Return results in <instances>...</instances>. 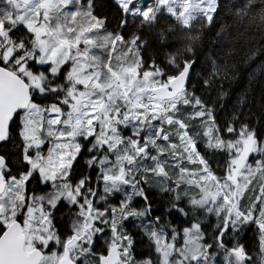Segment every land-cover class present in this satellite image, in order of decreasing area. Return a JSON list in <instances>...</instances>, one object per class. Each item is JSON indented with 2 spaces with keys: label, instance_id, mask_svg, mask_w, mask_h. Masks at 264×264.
<instances>
[{
  "label": "snow or ice",
  "instance_id": "1",
  "mask_svg": "<svg viewBox=\"0 0 264 264\" xmlns=\"http://www.w3.org/2000/svg\"><path fill=\"white\" fill-rule=\"evenodd\" d=\"M101 7L0 0V264H264V0Z\"/></svg>",
  "mask_w": 264,
  "mask_h": 264
},
{
  "label": "trees",
  "instance_id": "2",
  "mask_svg": "<svg viewBox=\"0 0 264 264\" xmlns=\"http://www.w3.org/2000/svg\"><path fill=\"white\" fill-rule=\"evenodd\" d=\"M101 5L100 11L104 15H110L109 0H97ZM234 59L237 63V78L232 83V90L237 94L247 93L250 100H254L259 106L262 94H264V52L259 48L261 40L256 37L255 43L246 36H241L235 42ZM255 51V56L250 60L249 55ZM242 242L248 246H255V237L251 232L245 233Z\"/></svg>",
  "mask_w": 264,
  "mask_h": 264
}]
</instances>
